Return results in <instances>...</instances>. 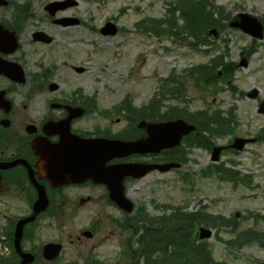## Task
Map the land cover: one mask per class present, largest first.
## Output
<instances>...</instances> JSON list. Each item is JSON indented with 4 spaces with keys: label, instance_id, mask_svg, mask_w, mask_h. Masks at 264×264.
Segmentation results:
<instances>
[{
    "label": "rangeland",
    "instance_id": "obj_1",
    "mask_svg": "<svg viewBox=\"0 0 264 264\" xmlns=\"http://www.w3.org/2000/svg\"><path fill=\"white\" fill-rule=\"evenodd\" d=\"M11 1L15 7L3 11V15L0 11V19L12 23L16 15H26L20 36L26 52L20 53V56L24 57L28 72L40 75L48 70L53 74L51 82L60 87L55 93H43L36 97L40 109L50 98L83 102L87 97H92L100 107L108 110L124 99L140 106L138 104L156 99L163 85L162 80L174 73V77L183 83L188 102L167 94L164 98L160 97L158 102L161 112L167 111L168 106L178 105L187 108L188 118L192 117L189 112L212 108L220 110L222 117L226 118L229 108L236 106L237 119L243 126L236 127L239 131L233 135L254 137L262 132L264 118L257 116L256 104L240 100L237 90L232 91L233 84L218 83L213 91L198 89L193 76L185 71L205 65L217 56H223L224 63L239 64L243 50L249 49L250 35L231 25L239 20L240 14L264 18V0H206L209 6L207 10L218 21L219 32L216 36L210 35L209 31L216 28H209L205 35L208 43L197 46L192 45L196 41L186 34L182 36L186 41L179 42L175 41L176 38L165 34L156 35L139 27L143 20L146 22L147 19L168 17L169 3L173 0H73L74 4H69L55 16L50 15L46 6L66 0ZM175 4L176 7L172 6L171 9L175 8V13H178L179 2ZM63 20L74 23L67 27L54 23ZM108 22L118 29L115 35L105 36L100 32V28ZM180 26H183L182 21ZM36 32L51 36L52 42H33L32 37ZM75 39L79 44L72 48L70 46L76 43ZM79 48L83 51H79ZM251 54L249 66L235 73L234 84L241 91L257 87L264 95V41L258 42ZM78 68H83V72L78 73ZM253 70L261 71L263 77H252L250 72ZM29 86L26 85L20 91L21 98L26 95ZM45 109L44 114L50 113L55 117L62 114L58 109ZM99 114L94 113L85 120L87 129L93 123L107 124ZM230 127L227 135L213 138V141L219 145L231 141L234 136L230 135ZM181 151L187 152V161L180 170L164 175L153 173L134 182L129 186L128 196L137 207L145 208L156 219L169 218L176 212L174 207L178 206L183 209L180 212L185 213H196L204 207L213 216L219 215L226 219L235 217L234 227L221 226L219 223L211 227L207 223H200L195 225L194 234L202 226L212 230L213 236L206 243L208 252L218 264H264V238L261 242H243V237H240L247 230L264 235V144L250 145L244 153H224L221 163L214 164L238 174L237 180H222L220 174L202 175V171L212 165L209 150L189 147L185 143ZM73 224L67 223L61 238L66 244L80 243L76 239L77 227ZM145 226L148 227L146 223H139V229L133 233L110 227L108 232L103 228L93 241L82 239L83 244L76 249L67 246L69 250L82 254V257L89 256L95 261L131 264V259L126 257L124 251L126 247L133 252L141 251L142 247L137 241L139 234H142L140 227ZM164 230L167 228L164 227ZM128 237H131L132 242L126 245ZM67 259L63 255L61 261ZM133 264L144 262L137 255Z\"/></svg>",
    "mask_w": 264,
    "mask_h": 264
},
{
    "label": "flooded vegetation",
    "instance_id": "obj_2",
    "mask_svg": "<svg viewBox=\"0 0 264 264\" xmlns=\"http://www.w3.org/2000/svg\"><path fill=\"white\" fill-rule=\"evenodd\" d=\"M7 2L6 7H0L1 12L15 7L13 1L7 0ZM0 25L13 31L18 41V44L10 48H3L0 42V264H23V261L27 259L32 261L27 264H100L89 256L82 257V254L69 250L67 245L76 249L83 244L82 239L93 241L98 234H101L103 228L104 231L109 232L108 227L136 232L139 229L136 221L140 219V216L126 214L111 202L106 185L83 180L77 168H74V173L79 176L74 181L59 180L60 174L56 176L55 173L63 171L67 162H81L80 159L70 161L65 158L68 149L76 153L80 151V144L78 141H62L58 135L59 129H49L47 125L67 119L71 115V109H81V114L74 116L70 123L72 134L80 138L103 137L136 141L148 137L147 130L140 128V124L142 121L150 122L151 104L140 103L138 104L140 106H135L134 102L121 103L108 110L100 107L101 105L97 102L65 99L56 101L50 98L46 101L44 108L40 109L36 104V97L43 93H55L60 87L58 86L56 90L50 88L53 83L51 82L53 74L48 70H44L40 75L28 72L26 61L23 56H20V53L26 52L20 40L22 22L16 19L9 24L0 19ZM36 40L32 37L33 42L48 44ZM262 41L264 38H248L250 49L243 50L241 67L249 66L251 52L257 43ZM51 42L52 39L49 43ZM26 44L29 46L28 43ZM17 45L19 46L15 49ZM6 63H10L14 70L7 72ZM239 71L238 66L234 72ZM77 72L83 71L77 70ZM250 73L252 77H263L259 70H253ZM26 85H30L29 89L21 98L20 91ZM252 89H244V91L237 89V93L240 99L255 103L257 116L264 118V114L260 112L264 95L260 90L255 93ZM47 107L53 110L58 109L62 114L59 117L50 113L44 114ZM94 113H100V117L104 118L107 124L93 123L87 129L85 120L91 118ZM118 115H120L119 118L114 120L113 117ZM226 118L230 119L229 115H226ZM242 126L238 119H233L232 135L238 133L239 130L236 127ZM261 131L254 137L233 135L231 141L221 145L224 148L223 153L237 152L232 148L236 138L252 140L243 151L237 154L247 152L250 145L264 144V126ZM165 159L166 152L163 150L158 155H131L127 158H116L108 162L107 166L135 162L160 163L165 162ZM136 181L139 180L131 177L123 180L126 195L129 186ZM41 206L45 208L41 209ZM24 220L27 221L22 224ZM68 222L74 223L73 225L77 227L76 239L80 243L66 244L62 241ZM20 224L22 225L20 249L22 253L29 255L26 258L16 249ZM86 231H89V237H84ZM131 242V237H128L125 244L128 245ZM50 244L62 246L61 252L53 260L45 251V247ZM93 252L92 248L91 253ZM63 255L68 258L64 262L61 261ZM71 257L73 261L70 260Z\"/></svg>",
    "mask_w": 264,
    "mask_h": 264
},
{
    "label": "trees",
    "instance_id": "obj_3",
    "mask_svg": "<svg viewBox=\"0 0 264 264\" xmlns=\"http://www.w3.org/2000/svg\"><path fill=\"white\" fill-rule=\"evenodd\" d=\"M179 7L183 26H180L179 19L175 17L176 9L173 8L169 11L170 16L166 21L148 19L146 21L148 28L157 35L167 34L177 40L186 34L189 38H193L198 42H205L207 30L212 27H218V21L214 18V14L207 10L209 6L206 0H179ZM219 66L221 64H216V68ZM196 71L202 72L203 70L197 69ZM211 72L214 76V70H211ZM209 80L207 79V82ZM162 84V98L169 94L176 97V99H179V97L184 99V86L174 76L171 75V77L163 79ZM156 102H160V100ZM150 111L152 119H159V113L154 114V108ZM185 114L186 109L178 106H168L165 118L167 120L179 117L185 118ZM201 120L205 125L210 123L207 118H201ZM168 160L171 159L168 158ZM200 223H207L211 227L216 226L218 223L221 226L232 225L223 217L209 215L204 208L198 213L187 214L178 212L172 217L161 219L159 220L160 226H157V228L151 225L155 230L150 232L148 242L144 241L142 243L145 247L146 264H218L214 262L208 252L207 243L199 242L194 237V226ZM164 227L167 228L166 231ZM260 235L255 231H251L246 233V238L261 242L263 236L260 238ZM145 237L146 233L143 240ZM157 252H160L161 256L153 259Z\"/></svg>",
    "mask_w": 264,
    "mask_h": 264
},
{
    "label": "water",
    "instance_id": "obj_4",
    "mask_svg": "<svg viewBox=\"0 0 264 264\" xmlns=\"http://www.w3.org/2000/svg\"><path fill=\"white\" fill-rule=\"evenodd\" d=\"M7 3L4 0H0V5H6ZM69 2H56L47 7V9L54 15L59 9H64L68 6ZM240 27L245 32L250 33L255 37L262 38L263 37V27L261 23L257 20H245L241 24L234 25ZM1 35L3 37V43L6 46H10L16 43L15 34L13 32H9L4 30L2 26H0ZM103 35H115L117 33L116 27L107 23L105 27L101 30ZM36 39L49 41L44 35L36 34ZM12 65L10 63H6V71H9ZM57 87L52 85L51 89H56ZM264 108V105H262ZM264 110V109H262ZM80 109H71V115L66 120L59 122L57 125L61 127V132L59 133L62 139H70L69 137L73 136L70 133L69 124L72 121L74 116L77 114H81ZM49 125L53 126L54 123H50ZM141 127L147 129L149 133V137L146 139L139 140L137 142H122L119 140H107V139H95V140H82V147L89 148V151L95 150L96 148L102 150L104 153L103 156V165L100 167L99 171H97V176H101L105 181L109 177L110 174H121L124 176H134L135 178L142 177L147 173L158 169L161 172H167L171 169H178L181 167V164L170 163V164H161V165H143V164H126L120 166H114L107 168L105 166L106 162L111 160L114 157L119 156H129L135 153H147L154 152L158 153L162 149L165 148H175L180 145L181 140L184 136L195 131L196 127L190 125L189 123L183 120H177L173 122H157V123H145L141 124ZM75 139V138H73ZM76 140V139H75ZM66 141V140H65ZM77 141V140H76ZM237 143L234 145L235 148L242 150L244 145L247 143V140H236ZM221 148L214 149L213 160L218 161L219 155L221 153ZM138 171L139 174L135 175L134 172ZM88 174L90 172L88 171ZM94 176V175H93ZM107 182V181H106ZM111 191V199L116 202L120 207L124 208L128 212L133 211V205L124 198V191L122 185L119 187L113 184H107ZM19 234L17 235L16 245L17 249L20 252V238H21V229L18 230ZM212 236L211 230L202 228L199 232V237L201 240L209 239ZM48 247H59V246H48ZM29 257L27 254H24V258ZM32 262L31 259H27L23 261V264H27Z\"/></svg>",
    "mask_w": 264,
    "mask_h": 264
},
{
    "label": "bare ground",
    "instance_id": "obj_5",
    "mask_svg": "<svg viewBox=\"0 0 264 264\" xmlns=\"http://www.w3.org/2000/svg\"><path fill=\"white\" fill-rule=\"evenodd\" d=\"M73 38H74V37H73ZM76 38H77V37H76ZM78 38H79V37H78ZM76 41H77V39L74 40V42H76ZM78 44H79V43L76 42V43L72 44L70 47H72V48H73V47H76V45H78ZM81 45H82V44H81ZM78 50H79V51H83L82 48H79Z\"/></svg>",
    "mask_w": 264,
    "mask_h": 264
}]
</instances>
